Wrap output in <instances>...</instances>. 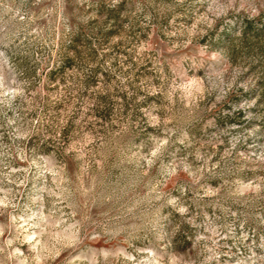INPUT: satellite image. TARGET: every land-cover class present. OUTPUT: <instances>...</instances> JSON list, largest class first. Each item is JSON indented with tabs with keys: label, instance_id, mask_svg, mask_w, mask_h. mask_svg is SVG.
I'll list each match as a JSON object with an SVG mask.
<instances>
[{
	"label": "rangeland",
	"instance_id": "obj_1",
	"mask_svg": "<svg viewBox=\"0 0 264 264\" xmlns=\"http://www.w3.org/2000/svg\"><path fill=\"white\" fill-rule=\"evenodd\" d=\"M0 264H264V0H0Z\"/></svg>",
	"mask_w": 264,
	"mask_h": 264
}]
</instances>
